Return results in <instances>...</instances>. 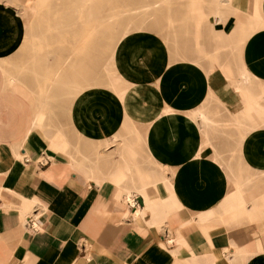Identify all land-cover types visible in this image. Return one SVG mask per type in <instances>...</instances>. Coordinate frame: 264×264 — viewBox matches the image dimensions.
Instances as JSON below:
<instances>
[{
	"label": "crops",
	"instance_id": "1",
	"mask_svg": "<svg viewBox=\"0 0 264 264\" xmlns=\"http://www.w3.org/2000/svg\"><path fill=\"white\" fill-rule=\"evenodd\" d=\"M18 1L0 0V264H264V125L244 136L225 131V111L243 108L225 75L191 61L171 62L156 34L138 31L118 49L119 72L130 84L123 98L93 87L74 99L69 120L87 143L108 142L113 150L128 120L143 142L138 173L170 181L173 204L162 216L131 217L144 206L139 177L134 185L128 179L117 187L98 185L77 159L52 151L43 133L32 131L24 144L28 110L3 99L8 78L1 65L22 43ZM23 1L29 6L32 0ZM232 5L250 10V0ZM243 63L264 84V27L246 40ZM109 155L114 166L122 161ZM166 194L158 186L154 195Z\"/></svg>",
	"mask_w": 264,
	"mask_h": 264
},
{
	"label": "rangeland",
	"instance_id": "2",
	"mask_svg": "<svg viewBox=\"0 0 264 264\" xmlns=\"http://www.w3.org/2000/svg\"><path fill=\"white\" fill-rule=\"evenodd\" d=\"M261 3L262 0H253L252 12L264 21ZM17 8L25 31L19 49L3 58L1 64L8 78L3 80V99L17 109H27L28 119L31 113L42 116L32 130L47 138L61 134L66 156L72 162L77 159V165L86 169L96 183L120 174L122 181L118 185L126 179L134 185L139 177L137 193L144 191L154 197L156 192L153 178L138 173V150L143 142L133 123L126 120L123 132L114 137L115 148L107 150L108 142L97 146L87 143L69 120L71 104L82 93L74 89L77 85L84 91L103 87L123 98L130 84L120 80L123 77L117 54L122 40L133 32L156 34L165 44L171 62L191 61L206 73L219 69L225 75L243 103L235 114L224 110L226 132L233 134L236 129L244 136L250 129L264 125V84L258 83L243 63L246 40L264 27V22L256 18L240 20L225 0H32L29 6L19 0ZM230 20L235 25L225 32L222 27L226 28ZM218 24L221 28H217ZM116 78V83L109 86ZM9 82L20 91L13 92ZM210 99L219 106L213 95ZM197 117L206 124L210 122L203 112ZM111 152L122 159L115 166L111 163L115 155L107 156ZM111 164L113 170L102 174L100 169ZM160 180L165 176L157 181ZM228 180L233 183L232 177L228 176Z\"/></svg>",
	"mask_w": 264,
	"mask_h": 264
},
{
	"label": "bare ground",
	"instance_id": "3",
	"mask_svg": "<svg viewBox=\"0 0 264 264\" xmlns=\"http://www.w3.org/2000/svg\"><path fill=\"white\" fill-rule=\"evenodd\" d=\"M226 1V3H227V5L231 8V9H233L234 11H236L237 12V14H236V16H238L239 17V19L240 20H251V19H254V18H256V20L257 21H262V22H264L260 17H256V15H254L253 14V12H252V9L255 7L254 6V4H253V0H250V10H249V12H242V11H240V10H238V9H236L233 5H232V2H233V0H225ZM262 4V3H261ZM220 6V5H219ZM221 7V6H220ZM136 9V8H135ZM137 13V12H136ZM20 14V13H19ZM236 19V18H235ZM234 20V19H233ZM219 21V20H218ZM231 21V20H230ZM237 21V20H236ZM239 21V20H238ZM238 24V23H237ZM259 24H260V22H259ZM217 25V24H216ZM235 25V24H234ZM242 25V24H241ZM218 26H219V24H218ZM214 27V26H213ZM225 32H227V30L225 31ZM32 36V35H31ZM35 36H37V35H35ZM116 80H117V78L116 79H112V81L111 82H109L108 83V85L110 86V85H112V84H114V83H116ZM120 80H123V78H120ZM9 86H10V88L13 90V92H15L14 90H17V91H20L19 90V87H14V86H16L13 82H9ZM20 86V85H19ZM24 89V88H23ZM74 89H79L81 92H83L84 91V89L83 88H79V85H77L76 87H74ZM27 92V91H26ZM262 92V91H261ZM80 93V92H79ZM251 103H252V101H250ZM264 109V108H263ZM124 111V110H123ZM40 112V111H39ZM38 114V113H37ZM37 120H39V121H42V116H40V117H36V113H31L30 115H29V122H28V127H26L25 128V130H24V132H23V136H22V138H23V141H24V144H25V142H26V140H27V137L29 136V133H31L33 130V127H34V125H35V122L37 121ZM49 123V122H48ZM29 124L31 125L30 127H29ZM35 129V128H34ZM38 130V129H37ZM57 134H59V133H57ZM48 139H49V141H50V149L52 150V151H54V152H60V153H62L63 155H65L66 156V154H65V150L63 151L62 150V146H63V137H62V135L61 134H59V135H56L55 136V138H51V137H48ZM116 141V140H115ZM119 143V142H118ZM121 144H122V141L120 142ZM24 146V145H23ZM23 146L20 148V151H22V149H23ZM45 151V150H44ZM53 154V153H52ZM55 155V154H54ZM53 156V155H52ZM72 156V155H71ZM67 157V156H66ZM71 158V157H70ZM71 162H72V159H71ZM73 163V162H72ZM91 173V172H90ZM92 174V173H91ZM123 176V175H122ZM164 176V175H163ZM101 179V178H100ZM149 179V178H148ZM110 181H108V182H111L112 183V185H114L115 187H117V186H119L118 184L122 181L121 180V175L119 174V175H115V176H113L111 179H109ZM103 182H105V181H103ZM103 182L102 183H96V184H98V185H101V184H103ZM149 183V182H148ZM154 183V182H153ZM154 186H155V191L157 192V188H158V186H162L163 188H164V190L166 191V196L165 197H158V196H155L154 195V197H151V196H148V194H145V192L144 191H138V194H140V196L142 197V203H143V208L141 209V208H137L136 210H135V213L134 214H132L131 215V217H135L136 215H138V214H143V213H145L146 211H150L153 215H154V211H156V212H160V215L162 216L163 214V211L165 210V209H167V206H169V207H171V205L173 204V197H172V193H171V191H170V181H169V179L167 178V177H165V180H160V181H157V182H155V184H153ZM149 188V187H148ZM151 191H152V189H151ZM129 195H130V192H128V197H129ZM129 199H130V197H129ZM131 200V199H130ZM132 205L134 204V202H132V200H131V202H130ZM168 207V209H170ZM157 223H162V221L161 220H159ZM169 240V239H168ZM172 244V243H171ZM262 252V251H261ZM263 257H264V255H263ZM241 259H242V261L244 262L245 261V259L243 258V257H241Z\"/></svg>",
	"mask_w": 264,
	"mask_h": 264
}]
</instances>
